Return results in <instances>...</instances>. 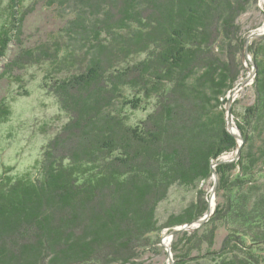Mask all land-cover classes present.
I'll use <instances>...</instances> for the list:
<instances>
[{"label": "trees", "instance_id": "trees-1", "mask_svg": "<svg viewBox=\"0 0 264 264\" xmlns=\"http://www.w3.org/2000/svg\"><path fill=\"white\" fill-rule=\"evenodd\" d=\"M39 1L7 0L0 11V64L20 44L0 77L46 67L42 87L67 121L29 170L0 173V264H142L159 243L153 234L207 211L199 185L237 149L224 110L242 69L238 19L257 0H45L63 26L24 48L22 27ZM248 52L254 102L241 114L231 108L240 156L214 168L228 196L200 228L175 237L184 249L174 264H262L264 179L254 177L264 173V37ZM127 109L148 113L131 125ZM10 115L1 100L0 124ZM175 185L195 199L160 224L158 205ZM219 224L227 235L212 251Z\"/></svg>", "mask_w": 264, "mask_h": 264}, {"label": "rangeland", "instance_id": "rangeland-1", "mask_svg": "<svg viewBox=\"0 0 264 264\" xmlns=\"http://www.w3.org/2000/svg\"><path fill=\"white\" fill-rule=\"evenodd\" d=\"M27 2L28 1H26V3ZM44 2L45 0H40L35 6L34 12L24 21L22 27L23 34L21 36V46L24 48L34 47L38 43L51 39L53 36L57 35L59 29L63 26L64 22L59 17L58 8H48L45 6ZM256 2V4H251L247 12L238 19L242 35L245 38L264 27V0H257ZM6 3L7 0H0V11ZM263 37L264 36L261 38ZM253 40L256 39H252L250 44ZM19 45L14 41L12 42L11 46H9L10 49L7 57L1 61L0 69L5 63L11 60L20 48ZM242 54L243 52L239 56L242 68L241 75L235 87L251 72L248 59L252 61V57L250 53H248V59H244ZM46 70V67H31L20 72L15 71L10 77H0V101H6L11 110L8 121L4 124H0V173L5 167H12L11 174L13 175H20L29 170L33 163L40 159L43 144H45L61 125L67 121L65 115L60 111L55 98L48 95L46 90L42 87V79ZM253 82L254 79L237 93V97L235 98L236 104H233L232 108L239 114L243 112L245 107L250 106L254 102L255 93L252 86ZM147 113L148 110H126V114L129 117L128 121L131 125L138 124L140 120L145 118ZM232 122L233 126H236L234 116ZM43 126H46V133L40 131ZM236 134H238V132ZM234 152L221 156L225 157V159H231L234 156ZM234 177L235 174H233L232 178ZM254 179L263 180L264 173H257ZM212 185V175L199 185V189L205 192L207 201H210ZM233 192H235V189ZM195 193L196 191L193 189H186L178 185L173 186L167 198L158 205L157 218L159 223H163L166 217L171 214L180 213L190 202H193ZM227 196L228 193H226V191L220 192L215 190L214 198L212 199L214 201V211L216 205L223 204ZM170 231L171 230L164 229L159 234H153L151 236L152 239L159 243L154 250H147L142 254L140 260L142 264H168L167 249L161 243L163 242V244H165V239L169 237L168 233ZM183 232L191 233L194 231L185 230ZM226 233V228L222 224H219L215 233L214 245L211 248L212 251L220 250L221 244L227 235ZM175 237L171 241L169 240L170 253L173 261L174 255L182 254L184 249V241L177 242ZM175 246L177 247L176 253L172 252V248ZM205 249L206 247L203 245V253ZM255 251L260 258V263L264 264V246L256 248ZM191 256H197V253L193 252ZM204 260L205 259L202 258L198 261L191 262V264H204Z\"/></svg>", "mask_w": 264, "mask_h": 264}, {"label": "water", "instance_id": "water-1", "mask_svg": "<svg viewBox=\"0 0 264 264\" xmlns=\"http://www.w3.org/2000/svg\"><path fill=\"white\" fill-rule=\"evenodd\" d=\"M262 36H264V27L261 28V29H258L256 32H253L251 33L245 40V43H244V50H243V58H247L248 56V46L250 45V41L252 39H257V38H261ZM248 59V58H247ZM248 62L251 66V72L248 74V76L243 79L242 81H240L238 83V85L233 89L231 90L228 94H227V101H226V104H225V120H226V130L229 134H231L236 140H237V149L236 151L234 152V156L231 158V159H225V157H222L220 159H218L215 163L211 164L212 165V169H213V172H212V176H213V185H212V188H211V196H210V201H207L208 203V208H207V211L206 213L201 217L199 218L198 220L192 222V223H188V224H185V225H182V226H179L173 230H171L169 233H168V236L170 237V240H172L177 234L185 231V230H190V231H195L197 230L198 228H200L201 225L205 224L211 214L214 212V208L211 209V207L209 206L210 205V202H211V199L214 198V193H215V190L217 188V183H218V178H217V175L215 173V170L214 168L217 166V165H222V164H225V163H231L233 161H236L239 159V156H240V149L242 147V144H243V140L241 138V135H240V132L239 130L237 129V127L235 126L238 134H235L234 132L231 131L232 127H233V122H232V119H233V115H232V112H231V108H232V104L233 102L235 101V97H237V93L242 90L244 87H246L249 83H251V81H253V79L255 78V75H256V67L254 65V63L248 59ZM166 249H167V255H168V264H174V261L172 259V256H171V253H170V243L168 244V246H166L165 244H163V242L161 243Z\"/></svg>", "mask_w": 264, "mask_h": 264}, {"label": "bare ground", "instance_id": "bare-ground-1", "mask_svg": "<svg viewBox=\"0 0 264 264\" xmlns=\"http://www.w3.org/2000/svg\"><path fill=\"white\" fill-rule=\"evenodd\" d=\"M236 96H237V95H236ZM235 98H236V97H235ZM231 131L234 132L235 134L237 133V130H236L235 126L232 127ZM227 158H228V157H227ZM211 200H212V199H211ZM213 203H214V201L212 200V202H210V205H209V206L211 207V209L214 207V206H213V205H214ZM169 238H170V237H167V238L165 239V244H166V245H168V243H170V242H169V240H170ZM170 241H171V240H170Z\"/></svg>", "mask_w": 264, "mask_h": 264}]
</instances>
